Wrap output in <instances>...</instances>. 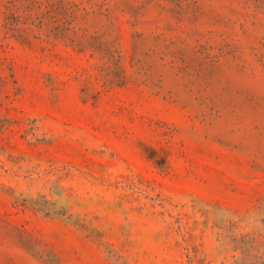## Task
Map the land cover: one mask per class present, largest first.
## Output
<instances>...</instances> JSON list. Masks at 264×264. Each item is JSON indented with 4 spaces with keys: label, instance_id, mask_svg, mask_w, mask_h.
I'll list each match as a JSON object with an SVG mask.
<instances>
[{
    "label": "rangeland",
    "instance_id": "374dc122",
    "mask_svg": "<svg viewBox=\"0 0 264 264\" xmlns=\"http://www.w3.org/2000/svg\"><path fill=\"white\" fill-rule=\"evenodd\" d=\"M0 264H264V0H0Z\"/></svg>",
    "mask_w": 264,
    "mask_h": 264
}]
</instances>
